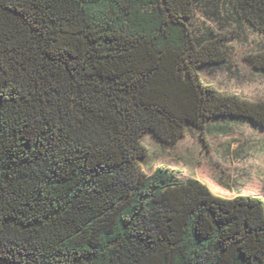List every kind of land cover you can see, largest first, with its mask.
I'll use <instances>...</instances> for the list:
<instances>
[{
	"label": "trees",
	"instance_id": "16d2710c",
	"mask_svg": "<svg viewBox=\"0 0 264 264\" xmlns=\"http://www.w3.org/2000/svg\"><path fill=\"white\" fill-rule=\"evenodd\" d=\"M202 5L264 40V0H0V264H264V196L141 167L146 134L264 131L263 100L200 78L226 59Z\"/></svg>",
	"mask_w": 264,
	"mask_h": 264
},
{
	"label": "rangeland",
	"instance_id": "374dc122",
	"mask_svg": "<svg viewBox=\"0 0 264 264\" xmlns=\"http://www.w3.org/2000/svg\"><path fill=\"white\" fill-rule=\"evenodd\" d=\"M210 9L198 6L190 24L197 32L209 25L223 34L226 59L219 66L199 70L200 78L221 91L264 101V73L254 70L245 60L264 41L262 35L246 25L228 23L225 17L215 20ZM213 124L207 122L202 131L188 128L171 146L144 135L142 143L147 153L141 161L142 171L150 174L157 166H167L178 179L196 178L223 199L264 196V131L247 122Z\"/></svg>",
	"mask_w": 264,
	"mask_h": 264
}]
</instances>
